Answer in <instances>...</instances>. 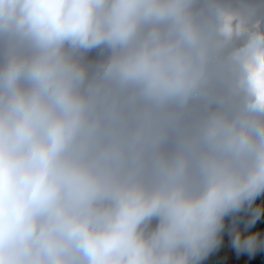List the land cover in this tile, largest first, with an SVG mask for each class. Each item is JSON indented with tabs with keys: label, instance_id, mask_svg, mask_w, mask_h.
I'll return each instance as SVG.
<instances>
[{
	"label": "clouds",
	"instance_id": "clouds-1",
	"mask_svg": "<svg viewBox=\"0 0 264 264\" xmlns=\"http://www.w3.org/2000/svg\"><path fill=\"white\" fill-rule=\"evenodd\" d=\"M0 264H264V0H0Z\"/></svg>",
	"mask_w": 264,
	"mask_h": 264
}]
</instances>
